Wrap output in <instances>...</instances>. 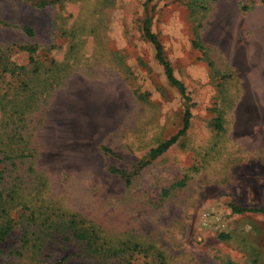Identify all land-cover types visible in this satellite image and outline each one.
I'll return each mask as SVG.
<instances>
[{
    "label": "rangeland",
    "instance_id": "rangeland-1",
    "mask_svg": "<svg viewBox=\"0 0 264 264\" xmlns=\"http://www.w3.org/2000/svg\"><path fill=\"white\" fill-rule=\"evenodd\" d=\"M190 1L0 0V264H264V0Z\"/></svg>",
    "mask_w": 264,
    "mask_h": 264
},
{
    "label": "trees",
    "instance_id": "trees-1",
    "mask_svg": "<svg viewBox=\"0 0 264 264\" xmlns=\"http://www.w3.org/2000/svg\"><path fill=\"white\" fill-rule=\"evenodd\" d=\"M212 1H215V0H212ZM197 2H198V0L190 1L191 5L196 4ZM46 5L47 4L44 3V5H42V6H46ZM201 6L203 8H207L208 5H201ZM28 32L30 35H32V31L29 30ZM143 33H144L145 39L150 41L155 46L156 58L158 60V63H160L164 67L168 81L179 90V92L183 95V97L188 99L187 94H186L185 85L182 81H180L175 76L173 67H172L171 63H169V61L166 59V57L164 55L163 47H162L157 35L152 32V30L150 28V21L148 19H145V21H144ZM184 113H185L184 120H183L184 125H183V128L180 130V132L177 133L176 135H174L173 137H171L170 139L166 140L165 142H163L159 146L151 149L149 156H148L149 160L142 161L137 166L138 170L144 168L145 166H147L149 164L150 161L158 158L159 156H161L165 152H167L170 149V147H172L178 141V139L187 132V130L190 126V123H191L192 113L189 110H186V112H184ZM217 127L221 128L219 123H218ZM104 150L106 152L112 153V151L109 150L108 148H104ZM26 157H28V156L24 155V154H21L17 157L6 155L4 157V159H6L8 161L9 160L14 161L18 158H26ZM110 171L112 173L124 176L128 181L133 177L132 174L137 173V171H136V172H132V173L128 174L127 171L122 170V169H118L116 167H110ZM233 212H236V213H245V212L261 213L262 212L264 214V202H263V206L260 208L234 207ZM77 220H79V223H82L84 229L75 232L74 238L76 240L86 241L88 247L90 249H92L93 252L103 253V254L108 253L109 257H111V258L122 256L128 252L130 246H127V245H123L121 247H118L116 249L111 250L110 248L104 247L103 244H98L97 232L94 229H92L91 226L85 224V221L83 219H80V217H78L77 215H70V218L68 219L69 226L74 227V226L78 225ZM10 229H11V227L9 225L6 227L0 226V238L3 239L4 237H6L8 232L10 231ZM130 248H132L134 250L135 249L139 250L140 246L136 244ZM230 264H232V263H230Z\"/></svg>",
    "mask_w": 264,
    "mask_h": 264
}]
</instances>
